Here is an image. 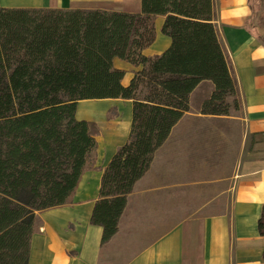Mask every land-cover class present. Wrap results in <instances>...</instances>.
I'll return each mask as SVG.
<instances>
[{
	"label": "trees",
	"instance_id": "trees-1",
	"mask_svg": "<svg viewBox=\"0 0 264 264\" xmlns=\"http://www.w3.org/2000/svg\"><path fill=\"white\" fill-rule=\"evenodd\" d=\"M156 17L170 45L149 58ZM115 60L141 67L126 87ZM205 81L214 89L200 115L228 116V98L239 107L212 0H141L140 14L0 9V264H28L37 213L67 204L93 163L96 140L75 117L80 101H132L127 141L102 171L90 219L103 246ZM257 230L264 241V205Z\"/></svg>",
	"mask_w": 264,
	"mask_h": 264
},
{
	"label": "crops",
	"instance_id": "crops-1",
	"mask_svg": "<svg viewBox=\"0 0 264 264\" xmlns=\"http://www.w3.org/2000/svg\"><path fill=\"white\" fill-rule=\"evenodd\" d=\"M212 1L213 23L240 102L241 141L245 145L250 138V150L241 152L235 173L224 177V187L204 193L198 206H185L183 211L190 216L182 221L152 224L146 213L159 214L165 204L176 205L179 197H185L170 163V141L187 113L127 196L116 235L101 246L102 229L90 219L102 171L127 141L132 101L100 100L105 105L100 107L94 104L97 100L80 101L75 117L88 123L96 140L93 163L67 204L37 213L28 264H264V241L257 230L264 205V28L253 24L254 0ZM0 9L140 14L141 0H0ZM163 21V17L155 18V40L144 56H160L169 47L170 40L162 38V45L155 48ZM114 67L125 72L124 87L141 70L120 60L114 61ZM213 89L210 82L200 83L190 95V109L196 111ZM167 197L172 202H164Z\"/></svg>",
	"mask_w": 264,
	"mask_h": 264
},
{
	"label": "rangeland",
	"instance_id": "rangeland-1",
	"mask_svg": "<svg viewBox=\"0 0 264 264\" xmlns=\"http://www.w3.org/2000/svg\"><path fill=\"white\" fill-rule=\"evenodd\" d=\"M254 3L256 11L253 24L258 23L255 27L263 30L259 25L261 21L259 17L264 16V0H254ZM162 38L167 40V37L160 32L155 48L162 45ZM139 97H143V94H139ZM205 100L199 104L196 111L189 109V114H185L184 121L170 141L172 146L170 163L173 169L176 168L179 189H185V197H179L176 205L170 206L168 203L169 207H167L165 204L163 212L159 214L146 213L152 224H157L159 221L165 226V223L179 222L190 216V213L183 211L185 206L192 207L191 205L194 204L196 207L202 203L204 193L213 194L220 186L224 187L226 185L224 177L235 173L237 161L242 157L241 152L250 150V138L247 137L244 145L240 137L239 100L237 99L239 107L236 108L233 104L234 99L228 98L230 105L228 116L218 117L199 114V108ZM98 102L102 101L97 100L95 106H105ZM186 186H192L193 189ZM168 199L172 202L169 197L164 202Z\"/></svg>",
	"mask_w": 264,
	"mask_h": 264
}]
</instances>
